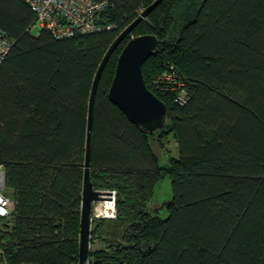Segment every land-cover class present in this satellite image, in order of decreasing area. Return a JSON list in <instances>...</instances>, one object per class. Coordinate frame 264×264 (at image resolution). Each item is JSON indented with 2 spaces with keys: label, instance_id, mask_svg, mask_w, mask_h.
Segmentation results:
<instances>
[{
  "label": "trees",
  "instance_id": "1",
  "mask_svg": "<svg viewBox=\"0 0 264 264\" xmlns=\"http://www.w3.org/2000/svg\"><path fill=\"white\" fill-rule=\"evenodd\" d=\"M153 1L108 0L100 30L55 38L31 33L27 3L0 0V28L14 40L0 62V164L15 203L0 228V264H79L91 85L110 44ZM145 33L159 44L143 78L167 106L152 132L107 96L122 48ZM169 65L185 82L183 104L155 82ZM169 135L178 155L161 163L154 145L163 149ZM89 174L95 189L115 191L116 208L91 220L89 242L104 247L88 251L89 264H264V0L154 7L102 69ZM165 177L161 215L147 205Z\"/></svg>",
  "mask_w": 264,
  "mask_h": 264
},
{
  "label": "water",
  "instance_id": "2",
  "mask_svg": "<svg viewBox=\"0 0 264 264\" xmlns=\"http://www.w3.org/2000/svg\"><path fill=\"white\" fill-rule=\"evenodd\" d=\"M162 0H154L129 25H127L113 40L103 56L91 85L86 127V145L84 156V175L81 199V217L78 245V263L85 264L89 251V233L91 227V204L107 197L109 190L95 189L90 180L89 165L92 140L93 105L97 84L102 69L121 40L147 16ZM159 44L156 35L152 33L139 34L130 37L117 57L115 71L108 88V99L115 104L129 121L141 127L144 131H155L163 127L167 118V106L146 85L142 74V65L150 57ZM169 202L165 199L154 208L159 213Z\"/></svg>",
  "mask_w": 264,
  "mask_h": 264
},
{
  "label": "built area",
  "instance_id": "3",
  "mask_svg": "<svg viewBox=\"0 0 264 264\" xmlns=\"http://www.w3.org/2000/svg\"><path fill=\"white\" fill-rule=\"evenodd\" d=\"M28 4L35 16L34 23L48 30L55 38H69L76 34H85L100 30L97 20L100 12L106 7L108 0H22ZM141 13V9L139 10ZM14 40L2 28H0V62L12 48ZM155 82L163 89L177 91L175 101L183 104L187 99L185 82L179 78L172 65L161 73ZM5 173L0 164V228L3 222L8 221L14 209V200L6 192ZM107 196L111 199L112 206L109 213L98 215L97 205L91 212V220L94 217L113 218L115 216V191L110 190ZM99 201V200H98ZM97 201V202H98ZM0 256L3 251L0 246ZM85 264H89L86 260Z\"/></svg>",
  "mask_w": 264,
  "mask_h": 264
},
{
  "label": "rangeland",
  "instance_id": "4",
  "mask_svg": "<svg viewBox=\"0 0 264 264\" xmlns=\"http://www.w3.org/2000/svg\"><path fill=\"white\" fill-rule=\"evenodd\" d=\"M30 31L33 34H36L39 31V27L34 23L31 26ZM154 148H155V151L158 153V156L159 157L162 156L161 157L162 158L161 159V163H165L164 162L165 161L164 160L165 158H168L170 156L176 157L178 155L177 143L175 142L174 138L171 135H169V137L164 140L163 149L158 148L156 145H154ZM5 190H6V192H11V189H5ZM170 196H171L170 181H169V179L167 177H165V178L161 179L156 184V186H155V192H154V199L148 203V205H147L148 206V209L149 210H152L153 207L156 208L157 206L159 208L160 204L165 199H168ZM97 203L99 204V202L94 201L91 204V212H92V214H93V209L97 205ZM115 213H116V208H115ZM160 214L161 215H164L165 214V211L163 210V208L160 209ZM96 218H99V217H94L93 219H96ZM6 223H8V222L5 221L1 225V228H2L3 231L7 229ZM8 224H10V222ZM103 247H104V245L101 242V240H99L97 238H92V239L90 238L89 250H95V249H99V248H103Z\"/></svg>",
  "mask_w": 264,
  "mask_h": 264
},
{
  "label": "bare ground",
  "instance_id": "5",
  "mask_svg": "<svg viewBox=\"0 0 264 264\" xmlns=\"http://www.w3.org/2000/svg\"><path fill=\"white\" fill-rule=\"evenodd\" d=\"M98 202H99V204L97 205L96 213L98 215H103V214L109 213L110 208L112 206L111 199H108L107 197H104V199H101Z\"/></svg>",
  "mask_w": 264,
  "mask_h": 264
}]
</instances>
